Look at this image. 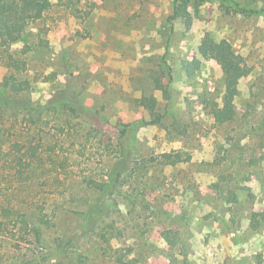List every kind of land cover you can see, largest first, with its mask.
<instances>
[{
    "label": "rangeland",
    "instance_id": "374dc122",
    "mask_svg": "<svg viewBox=\"0 0 264 264\" xmlns=\"http://www.w3.org/2000/svg\"><path fill=\"white\" fill-rule=\"evenodd\" d=\"M48 1L40 36L0 47L19 65L0 66V264H264V0ZM208 39L251 67L223 125ZM19 100L49 105L12 117Z\"/></svg>",
    "mask_w": 264,
    "mask_h": 264
},
{
    "label": "trees",
    "instance_id": "16d2710c",
    "mask_svg": "<svg viewBox=\"0 0 264 264\" xmlns=\"http://www.w3.org/2000/svg\"><path fill=\"white\" fill-rule=\"evenodd\" d=\"M65 5L68 4L71 0H62ZM52 5L48 0H0V47L9 48L12 44L19 42L27 30L32 26L36 25L38 29L39 36L45 30L42 26V22L44 21L45 14L47 11L51 9ZM241 12L246 14L253 13H261V9L250 8V9H241ZM187 18V20H191L188 8L186 5H179L173 12L171 16H169V22L173 23L175 20L180 18ZM39 41L43 42L44 39L39 37ZM43 46H45L43 44ZM26 52L29 50L25 49ZM206 56L211 59H214L218 65L221 67L223 72L226 74V89L227 94L224 98L223 105L221 107L217 106L213 109V115L215 123L219 125H223L225 123L233 121L236 111L233 103L232 93L235 91L239 82L247 77L251 73V67L247 64L244 58L233 48L232 44L227 40H221L220 42H216L212 39H208L206 42L205 48ZM6 66L8 68L19 69L18 63L12 61H6L3 55L0 54V66ZM168 74L171 73V70L167 71ZM155 83L158 89L163 91V93L169 96V82L168 85H164L161 83L160 79L156 77ZM4 87L7 88L10 92L14 94H20L21 92L29 90L28 82L12 84L5 79L3 83ZM139 105L147 109L152 117L153 123H158L160 121V117L156 111L157 101L154 97L149 98H141L137 100ZM2 104H5L2 102ZM7 106L9 104H6ZM11 105L13 108V113L11 116L18 115L19 111L25 112H33L34 114L38 113L39 109H45L49 104H44L43 106L35 104V103H23V101L19 100L16 102H12ZM37 110V111H35ZM123 137H125L126 129L122 130ZM1 134V127H0ZM121 135V137H122ZM120 137V138H121ZM122 137V138H123ZM120 140V139H119ZM124 153V147L122 148ZM164 157H169L167 154ZM177 159H170L171 164H175L177 162H183L184 159L181 158V155L176 156ZM3 160V157L0 154V163ZM190 160L186 158V161ZM109 177L111 174H108ZM4 176L0 173V197L2 195V183L4 181ZM113 184L117 182V179L113 180ZM91 186L97 188L100 191H105L106 187L112 184L110 181L101 182L94 180L93 178L89 179ZM2 223H0L1 226ZM32 228L36 234L39 233L35 221H31ZM119 264H133L131 261H127L124 256H120L117 258ZM24 264H40L39 262L27 260Z\"/></svg>",
    "mask_w": 264,
    "mask_h": 264
}]
</instances>
